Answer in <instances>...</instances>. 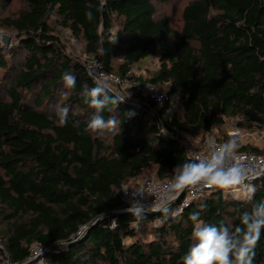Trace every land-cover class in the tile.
<instances>
[{"label": "trees", "instance_id": "16d2710c", "mask_svg": "<svg viewBox=\"0 0 264 264\" xmlns=\"http://www.w3.org/2000/svg\"><path fill=\"white\" fill-rule=\"evenodd\" d=\"M23 1L16 15L0 19L16 37L0 56V262L22 264L39 245L46 264H182L193 212L234 226L264 201V175L240 197L228 186L181 209L177 200L166 219L147 211L138 220L119 195L150 168L171 181L176 167L193 160L180 132L202 140L239 118L264 133V0H191L180 29L156 19L150 0ZM58 28L83 41L87 58L122 77L157 55L153 76L137 78L166 90L163 102L140 96L133 103L105 86L117 104L102 115L116 125L90 128L95 109L83 93L97 81L66 53ZM67 73L76 78L72 88L64 84ZM173 98L181 119L169 113ZM237 151L264 154L254 146ZM142 230L150 235L141 238ZM255 251L253 264H264V231Z\"/></svg>", "mask_w": 264, "mask_h": 264}, {"label": "clouds", "instance_id": "9594fccd", "mask_svg": "<svg viewBox=\"0 0 264 264\" xmlns=\"http://www.w3.org/2000/svg\"><path fill=\"white\" fill-rule=\"evenodd\" d=\"M63 81L68 88L76 84L75 76L70 73L63 76ZM83 95L86 103L95 109L93 118L89 121L90 128L116 125V119L105 121L102 115L109 105L117 104V100L108 94L105 85L97 82L95 87L85 89ZM66 117L67 109L60 110V120L64 121ZM235 147L234 142L226 143L215 148L210 156L176 167L172 180L165 189V195L153 210L161 212L166 219L170 213L168 193L180 190L188 184L201 182L212 188L239 183L241 170L229 162L230 153ZM254 192L253 188L248 194L249 200ZM136 194L132 193L134 197ZM127 211L133 213L139 220L144 217L147 210L138 199H133ZM189 220L191 245L182 257V264H253L256 245L264 231V201L255 202L249 211L239 217V223L234 226L209 224L201 218L200 212H193Z\"/></svg>", "mask_w": 264, "mask_h": 264}, {"label": "built area", "instance_id": "2783aa9c", "mask_svg": "<svg viewBox=\"0 0 264 264\" xmlns=\"http://www.w3.org/2000/svg\"><path fill=\"white\" fill-rule=\"evenodd\" d=\"M86 67L88 68L90 75L97 82L105 85L120 98L125 99L123 92L126 90H131L139 96L149 99L157 104L162 103L166 97L165 91H163L159 86L152 82H143L137 77L131 75L132 69L126 77H122L116 73L107 71L103 65L95 59H88L86 61ZM262 138H264L263 133H257L256 135L253 133H244V130L237 128L236 126H231L227 131H225L223 136L216 132L206 133L201 140L199 149H196L194 146L185 147L182 141L181 144L186 148L187 155L193 160H196L202 157L210 156L215 148L229 142H234L236 147L230 153L229 162L231 165H235L240 168L241 178L239 183H241L245 178H249L258 172H264V154L238 152V144L250 141L256 145ZM170 182L171 181L169 180H163L161 178L151 176L142 180L139 185L121 186L119 189V195L123 204V210L127 211L132 200L138 199L145 205L147 211H154L153 209L159 205L161 197L165 195V189ZM184 189V195L178 199L180 201V207L178 209L186 206L191 200L202 196L210 188L201 182L188 184L180 190L168 193L167 198L169 199L170 204ZM132 193L137 194L134 197ZM44 252L45 250L42 246L35 245V248L31 249V253L26 262L22 264H46ZM0 264L20 263L11 261L9 258H4L1 260Z\"/></svg>", "mask_w": 264, "mask_h": 264}, {"label": "rangeland", "instance_id": "374dc122", "mask_svg": "<svg viewBox=\"0 0 264 264\" xmlns=\"http://www.w3.org/2000/svg\"><path fill=\"white\" fill-rule=\"evenodd\" d=\"M151 3L155 7V14L154 17L156 19H163L165 18L169 24V26L173 29H180L182 26V11L184 6L190 2L191 0H150ZM25 2L23 0H6L2 1L0 0V19L7 16H14L16 15L20 10H22L25 7ZM51 24L53 25V21H51ZM119 22L117 21L115 24V27L113 28V32L116 31L118 28ZM57 33L61 37L62 43H64L66 47V53L70 55L71 57L77 58L80 61H83L86 63V61L89 59L84 53V43L80 39H76L71 36L70 32L66 29H56ZM0 32L9 36L11 38V42L8 46H4L2 42L0 41V56L4 55L11 47V45L16 40L15 33L7 28L0 27ZM7 59V55L5 56ZM120 58V55L116 57L114 60L117 62ZM132 73L131 75L135 77H140L142 80L149 79L153 76V74L159 69V58L157 55L148 57L146 59L141 60L140 62L134 64L132 66ZM4 72L0 68V82L3 80ZM130 75V76H131ZM164 90V86L162 87ZM166 93V90H165ZM123 96L125 99L132 101L133 103L138 102L141 97L136 94L135 92L131 90H126L123 92ZM143 99V98H142ZM170 114H176L179 119H181V113L182 109L177 103L176 98H173L171 100V106L169 109ZM231 126H236L237 128H240L241 130H244V133H253L256 135L257 133L260 134L254 126H249V124L244 123L239 118H230L226 120V123L224 127L217 131L218 133H224L227 131ZM264 134V133H263ZM97 135L101 137H105V140H108V135L106 133H102L100 131H97ZM179 136L181 138V141L183 142V145L185 147L187 146H194L196 149H199V145L201 143L200 136H193L187 132H180ZM240 146H254L259 149H262L264 151V138H262L258 144H253L250 141H245L241 144H238V147ZM155 176L154 171L152 168L146 170L141 177H139L137 180H134L130 182L129 185H135L145 178ZM235 190L233 193L240 197L243 193H245L248 188L250 187V182L247 181L244 186H231ZM207 192V191H206ZM147 235H150L149 232L142 230L139 232V236L141 238H145ZM35 248V245L33 246ZM32 248V249H33Z\"/></svg>", "mask_w": 264, "mask_h": 264}, {"label": "water", "instance_id": "95a60500", "mask_svg": "<svg viewBox=\"0 0 264 264\" xmlns=\"http://www.w3.org/2000/svg\"><path fill=\"white\" fill-rule=\"evenodd\" d=\"M0 41L2 42V44L4 46H8L10 44V42H11V38L9 36H7V35H5V34H3V33L0 32ZM263 175H264V172H258L256 174L250 176L249 178H245L241 183L233 184L231 186H239V185H242V184L246 183L247 181L260 178ZM184 192H185V189L180 192L179 196L170 204V206L172 204L176 203L177 200L184 195ZM84 233H85V231L80 236H82Z\"/></svg>", "mask_w": 264, "mask_h": 264}]
</instances>
